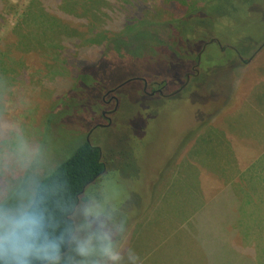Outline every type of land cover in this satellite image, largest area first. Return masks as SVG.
I'll return each instance as SVG.
<instances>
[{"label":"rangeland","instance_id":"rangeland-1","mask_svg":"<svg viewBox=\"0 0 264 264\" xmlns=\"http://www.w3.org/2000/svg\"><path fill=\"white\" fill-rule=\"evenodd\" d=\"M8 1L9 7H14L7 16L4 13L7 22L0 28V36H6L15 26L28 0H4L5 3ZM129 1L146 4L143 19L150 23L160 21L163 16L177 17L185 12L177 8L168 9V0ZM160 1H164L162 6ZM113 5L112 2L105 4L109 8ZM212 5L216 26L226 25L223 35L216 34L215 39L224 43L223 46L233 47L240 57L251 61L228 71L235 63V55L230 49L224 53L223 61L214 58L210 65L215 66L217 73L210 76L209 73L205 74L204 87L194 97L183 100L166 98L162 101L157 96L142 95L139 90L143 88V83L141 85L137 78H144L149 83L167 80L169 87L164 93L168 94L182 82L185 71L191 65L188 57L187 60L180 58L175 62L163 53H145L138 61L110 65L107 78L103 65L105 67L109 62L98 59L88 71L93 72L96 68L95 77L101 83L93 96L88 98L91 95L83 93V85L80 84L82 76V79L91 80L87 76L88 71H83L78 79H72L75 67L80 62V59H75L79 56L81 41L72 45L76 52L71 49L64 55L60 54L61 57L59 51L52 47L45 49L47 56L35 53L27 63L28 67L21 72L22 76L15 87L10 88L8 81L0 85V120L6 117L2 135L5 137L8 134V141L14 148L12 152L10 147L2 146L0 201L18 181L9 198L8 208H13L28 203L34 181L54 170L53 165L59 158L69 153L83 138L88 141L91 128L100 122L101 110H110L114 106L113 102H101V94L105 89L124 83L117 90L121 100L119 111L113 115V128L99 127L90 135V142L108 154L112 169L97 187L99 190L89 191L91 202H94L92 206L100 211L99 215H105L95 222L87 219L86 211L87 217L83 213L80 215L84 228L89 222L93 224L94 237L91 239L92 251L87 256H78L77 264H110L112 252L118 254L113 264H158L162 255L180 259L177 250L180 248L179 242L177 246H172L173 234L178 238L182 233L177 228L178 222L183 219V213L189 212L187 207L195 205L199 192L198 177L189 159L200 158L213 170H222L220 164L225 157H231L219 149L221 131L230 133L231 146L237 149L242 162L246 156H241V150H246L257 141L260 145L264 143V1L221 0ZM100 15L104 28L109 25L108 20L112 16L109 17L110 14L102 9ZM29 30L35 37L42 34L44 38L40 41L44 39L45 44L57 42L50 22L39 17L32 19ZM108 30L113 32L114 26ZM172 45L173 48L178 47L174 42ZM69 48L67 45L64 47ZM217 49L221 50L217 44H211L208 48L210 52ZM85 64L87 66L88 62ZM23 77H29L30 81L25 83ZM63 77L69 80L71 91H79L74 96L67 94L70 90L65 86L62 93L66 95L59 100L57 91L64 82ZM46 79L50 82L45 83ZM209 80L212 81L210 84L207 83ZM152 89L155 87L150 91ZM35 92L37 98H34ZM25 95L27 103L22 102ZM205 95H210V104L201 103ZM215 99L220 102L217 103ZM91 100L90 105L88 101ZM39 101H43L44 109H40ZM72 101H75V105ZM220 105L217 113L203 115L205 124L198 128V114L206 109L214 112ZM147 108L152 114L144 115ZM94 113H98L95 123L92 119ZM27 169L31 171L30 177H22ZM139 188L146 195V198L143 197L144 213L140 214L137 208L129 216L128 207L139 205L134 193ZM117 223L120 225L118 229L115 228ZM131 223H134L133 229L126 234V225L129 224V227ZM187 233L185 230V237ZM88 237L85 236L86 239ZM105 248L109 251L105 252ZM194 264L198 263L194 261Z\"/></svg>","mask_w":264,"mask_h":264},{"label":"trees","instance_id":"trees-1","mask_svg":"<svg viewBox=\"0 0 264 264\" xmlns=\"http://www.w3.org/2000/svg\"><path fill=\"white\" fill-rule=\"evenodd\" d=\"M219 1L221 0H168V9L173 10L177 8L185 12L179 14L177 17L163 16V19L160 21L150 23L145 22L143 19L144 8L146 7L144 2L120 0L118 4V0H28L20 11L15 26L11 28L6 36H0V85L2 86L4 81L5 83L8 81L10 88L12 86L15 87V83H18L22 76L21 72L28 67L27 63H30L35 53L47 56L45 53L46 50L50 49L48 47H52L59 51V55H64V53L72 49V45L79 43V41L82 42V45L78 48L79 56L75 60L80 59V62L77 63L76 67L74 66L75 70L72 74V79H78L83 71L90 70V66L98 59L109 62L105 67L103 65V71L107 78L110 65L114 66L122 62H132L131 60L138 61L145 53H163L166 57H170V59L175 62L180 58H182L183 61L187 60L188 57V63L190 62L191 65L185 71L187 72L192 70L196 65L198 54L201 52L203 46H205L198 66L199 74L196 77H192L181 92L166 97L160 94L148 96L141 88L139 90L144 96H157L162 101L166 98H180L183 100L192 96L194 97L198 95V93H200L199 91L204 87L203 78L205 74L209 73L210 76L211 73H217L215 66L210 65L214 58L220 59V62L223 61L222 58H224V53L230 49L235 55V63H233L228 71H233L237 65H241L243 62L251 61L246 57L241 58L238 51L231 48L217 49L215 52H210V50H208L211 44H217L219 48L220 45L223 46L224 44L216 41L208 43L211 39L217 37L216 34L221 35L222 31L226 30V25L218 24L216 26L214 23V17L216 15L214 14L212 3ZM256 1L263 2L264 0ZM108 2L114 4L112 8L105 6ZM9 4V1L5 3L4 0H0V28L7 22L6 16L13 10L14 5L13 7L11 5L9 7ZM163 4L164 1H160V5L162 6ZM121 5L126 6V8H122ZM183 7L187 8L184 9ZM101 9L108 12V14H110L109 17L112 16L111 19L108 20L109 25L104 26V28L102 26L103 23L100 22L102 18V15H100ZM212 14H214V16L210 18ZM34 17L35 20L39 17L45 22H50L54 38H58H56L57 42L51 45L45 44L44 39L40 41V39L44 38L42 34L36 37L31 35L29 29ZM112 26H114L115 30L109 32L108 29ZM173 42L178 45L177 48H173ZM65 45H67V47L70 46V48L64 49ZM76 51L77 50H75V52ZM85 62H88L87 66ZM183 65L185 66V64ZM94 70L93 72L88 71L89 74H87L88 78H91V80L87 81L85 77L84 79H82L83 76L81 77L82 82L80 84L83 85L82 92L91 95L88 98L93 96V92L98 89L101 83L100 80L95 77L96 68ZM217 75H220V73ZM56 78L58 79V77ZM23 79L25 83L30 81L29 77H23ZM63 80L64 82L62 85L58 87L60 91H57L59 100L66 95L65 92L62 93L63 87L66 86V88L70 90L69 80H65V78ZM49 82V79L45 80V83ZM211 82L212 81L209 80L207 83L210 84ZM139 83L142 85V81ZM166 83L167 82H164L163 85L169 87V84ZM223 83L225 82L223 81ZM178 86H175V88ZM77 90L78 89L70 90L71 92L69 91L67 94L70 93L74 96ZM4 91L5 90H3V92ZM37 96L35 92L34 98H37ZM205 97L206 98L202 99L201 103L205 102L206 105L210 104L208 103L210 102V95H205ZM101 99L102 98H100V101L102 102ZM64 100L66 99L64 98ZM92 101L93 100L88 101V103L91 105ZM214 101L217 103L220 102L218 99ZM22 102L27 103L26 95L23 97ZM42 102L43 101L38 102L40 109H44ZM72 102L75 105V101ZM74 105L72 107H74ZM220 107L221 105L216 107L217 109H215L214 112H209L207 109L205 112L201 111V113L198 114L200 121L198 128L205 124L206 120L203 119V115L211 116L217 113ZM72 109L73 108H71V110ZM142 113H144V111ZM97 114H93L92 119L94 123ZM150 114L152 113H150L147 108L144 115ZM5 120L6 117L0 120V157H3L4 152L2 146L10 147L11 151H14L11 142L8 141V134L6 135L7 137H3L2 135L3 129L6 127ZM112 125L106 128H113ZM127 148H129V146ZM2 160L4 161V158ZM254 166L255 164L249 168V171L253 172ZM53 168L54 170L44 176H40V179L34 181V190L29 200L39 203L41 209L45 211L46 216H48L55 225H58L57 232L69 229L65 236V242L61 246L59 264H77L80 259L78 257L80 254L76 251L77 240H85V236L88 235L90 239L94 237L93 224L89 222L88 226L84 228L81 223L82 220L80 215L83 213L84 216H88V220L94 222L100 216L102 217L105 215H99L98 213L100 211L95 209V206H92L94 202H91L89 191L99 188L100 183L111 173L110 169H112V164L110 163L108 154L102 151L99 146L83 138L81 142L77 143L75 148L69 151V153H66L65 156L63 155L62 158H59V161L57 160ZM29 172L31 173V171L27 169L22 177H30ZM17 182L5 198L0 201V206L5 209L10 205L9 198H11L12 191L17 185ZM134 193L137 199H139V205H137V207H128L127 212L129 216H131V213L133 211L135 212L137 208L140 214L144 212L145 203L143 200L146 198L145 192L142 191V188H139L136 189ZM222 197V204L227 205V208L224 209L223 213H220V200L218 198L215 201L213 206V208H215L212 211L213 221H209V223L212 224V228L208 223L204 222L201 224L199 237L202 239L204 245L206 243L207 252L209 251L211 254V258L208 257L205 264H258V258H260L261 264H264L263 254L257 255L258 245L235 244L232 241L237 233V227H234L233 230H229V232L221 228L225 227L228 223H236L238 218L233 208L242 202L232 186H229V189L224 192ZM209 208L212 209L211 207ZM84 211L87 212L86 215ZM196 217L200 220L207 219V216L204 214H198ZM222 219L225 222H221ZM128 225L129 224L126 225L128 228L126 229V234L133 229L134 223H131L129 227ZM115 228H120L119 223L115 224ZM221 230H224L225 234L224 232L221 234ZM119 244L122 245L123 243ZM123 247L124 246H122V248ZM262 250H264L263 245L261 246V251ZM116 256H118V254L112 252L110 264L114 263V258ZM184 262L185 261H181L171 255H166L163 264H184ZM0 264H10V262L6 257L0 256ZM29 264H48V261L30 257ZM93 264H95V262H93Z\"/></svg>","mask_w":264,"mask_h":264},{"label":"crops","instance_id":"crops-1","mask_svg":"<svg viewBox=\"0 0 264 264\" xmlns=\"http://www.w3.org/2000/svg\"><path fill=\"white\" fill-rule=\"evenodd\" d=\"M221 133L223 134H220L221 144L219 149L231 157L230 159L225 157V160L220 164L222 170H213L202 162L200 158L189 159V164L194 168L198 177L197 186L199 192L195 199V205L188 206L189 212L183 213L185 214L183 219L178 222L177 228L181 229L182 233L178 238L173 234L176 243H174V240L172 242V246L174 244L177 246L179 242L180 248L177 250L180 253V260L185 261L184 263L194 264V261H196L198 264H205L206 259L208 257L211 258V254L209 251L207 252L206 243L204 245L199 237L200 228L204 222L208 223L212 228V224L209 221H213L212 211L215 208L213 206L218 198L221 203L220 213H223L224 209L227 208V205L222 204V196L229 189V186L234 188L242 202L233 208L238 218L236 223H228L221 228L229 232V230L237 227V233L232 241L235 244L258 245L257 255L263 254L264 256V250L261 251L262 245L264 248V143L261 142L262 145H260L258 144L259 141H257L249 145L246 150H241V156H246V159L242 162L238 151H236L237 149L234 150L231 146L230 133L228 131H221ZM253 164L255 166L252 172L249 171V168ZM198 214L206 215L207 219H198L196 217ZM221 222L225 221L222 219ZM185 230L188 232L186 237L184 236ZM223 232L224 230H221V234ZM164 259L165 257L162 255L158 264H163ZM201 259H204V262H201ZM257 261L258 264H261L260 258Z\"/></svg>","mask_w":264,"mask_h":264},{"label":"clouds","instance_id":"clouds-1","mask_svg":"<svg viewBox=\"0 0 264 264\" xmlns=\"http://www.w3.org/2000/svg\"><path fill=\"white\" fill-rule=\"evenodd\" d=\"M57 228L35 201L8 209L0 206V256L6 257L10 264H29L30 257L59 264L61 246L69 229L57 232ZM76 245L82 256L92 251L90 238L77 240Z\"/></svg>","mask_w":264,"mask_h":264},{"label":"flooded vegetation","instance_id":"flooded-vegetation-1","mask_svg":"<svg viewBox=\"0 0 264 264\" xmlns=\"http://www.w3.org/2000/svg\"><path fill=\"white\" fill-rule=\"evenodd\" d=\"M214 39H211V40L216 41V39L215 40ZM211 40L208 43H210ZM204 48H205V46H203L201 52L198 54V60H197L196 65L193 67L192 70L185 72L183 82H181L180 85L176 89L172 90L168 94H165L164 90L168 87H165V85H163V84H164V82H167V80L163 79L160 81H155L153 83H149L146 79L139 77L137 79H139V81H142V83H143V88H142L143 92L145 94H147L148 96H154L156 94H160L161 96L162 95L163 96H173V95H176L177 93L181 92L187 86V84L189 83L191 78L196 77L199 74V72H197V70L199 71L198 66L200 64V57H201V54H202V51ZM220 48L224 49V47L222 45H220ZM226 48H229V47H226ZM166 84H169V83H166ZM151 86L155 87V89H152L150 91V89L152 88ZM112 90H113V87L109 88V89H105L104 92L101 94V98H102L101 100H102V102H105L106 104H110L113 102L114 106L110 110H107V109L101 110L100 122H96L93 125V127L90 130L91 133L89 132L90 135L92 134V132L96 128H99V127L106 128V127H109L113 124V115L119 110L118 108L120 106V99L117 95V90L114 92H112ZM90 135H89V140H90Z\"/></svg>","mask_w":264,"mask_h":264},{"label":"water","instance_id":"water-1","mask_svg":"<svg viewBox=\"0 0 264 264\" xmlns=\"http://www.w3.org/2000/svg\"><path fill=\"white\" fill-rule=\"evenodd\" d=\"M215 40V39H214ZM216 41L218 42V43H220V41L219 40H217L216 39ZM211 42H213V40H211ZM264 45V44H263ZM263 45H261V46H263ZM224 48H226V47H229V48H231V49H233V50H236V49H234L233 47H230L229 45H226V46H223ZM242 58V57H241ZM249 61H250V59H249ZM197 72H199L198 70H197ZM124 83H120V84H118L116 87H114L113 88V90H112V92H114V91H116L121 85H123ZM91 133V132H90ZM90 133H89V135H90ZM89 135H88V141L90 142V140H89Z\"/></svg>","mask_w":264,"mask_h":264}]
</instances>
